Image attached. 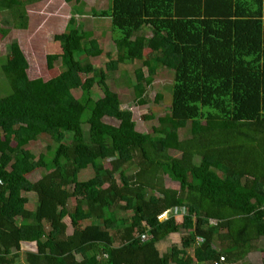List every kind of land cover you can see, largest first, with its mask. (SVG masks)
Returning <instances> with one entry per match:
<instances>
[{
    "label": "trees",
    "instance_id": "obj_1",
    "mask_svg": "<svg viewBox=\"0 0 264 264\" xmlns=\"http://www.w3.org/2000/svg\"><path fill=\"white\" fill-rule=\"evenodd\" d=\"M92 17L109 21L116 49L104 70L90 64L102 51L75 18L54 36L61 53L46 56L58 77L29 79L16 42L0 67V264H16L22 243L36 248L23 253L27 264L243 262L264 238V0H110ZM135 63L140 106L158 71L172 73L170 106L148 134L106 85ZM41 135L55 143L50 162L27 149ZM34 170L41 177L31 182ZM23 193L36 194L34 209ZM174 208L180 223L171 212L159 220ZM66 217L89 223L67 234ZM180 231L179 247L161 255L156 244Z\"/></svg>",
    "mask_w": 264,
    "mask_h": 264
},
{
    "label": "rangeland",
    "instance_id": "obj_2",
    "mask_svg": "<svg viewBox=\"0 0 264 264\" xmlns=\"http://www.w3.org/2000/svg\"><path fill=\"white\" fill-rule=\"evenodd\" d=\"M79 1L82 5L75 2V0H10L9 10L0 11V67L5 63L6 55L9 52V45L12 42H16L28 62L26 74L29 79L39 78L47 81L58 77L60 74L59 62L55 61L54 66L50 69L47 65L46 56L61 53L60 45L58 42H55L54 36L64 31L70 18H75L76 20H83V29L92 32L99 49L102 51L100 57L89 59L90 64L97 70H104L105 65L109 62V58H114L116 49L113 45L109 21L94 19L92 12L106 10L110 5V0ZM139 35L149 37L150 32L143 30ZM149 54L148 50L143 52L144 61L147 60ZM137 69L142 70L141 63L119 66L115 72L108 75L106 85L115 98L119 100L120 110L132 114V128L141 134H148L152 132V127L157 125L158 118L165 114L163 109L170 106L172 73L165 70L158 71L153 85L150 88H146L145 94L141 98L145 104L140 106L137 105L138 100L135 98L134 93L136 82L133 73ZM144 74L146 75L145 70ZM3 79L0 70V86H2ZM6 87L4 85V91L7 93ZM92 92L93 100H97L103 96L102 91L96 86H93ZM4 94L3 92L2 95ZM157 95L161 96L159 102H155ZM74 96L77 98L78 94H74ZM103 122L114 126L119 125L118 121L107 117L103 119ZM6 143L7 141L3 139L0 149H3ZM54 144L48 135H41L36 141L29 143L27 149L36 155V159L42 154L45 157V161L50 162L53 157L52 148ZM47 147L49 148L47 149ZM102 163L103 167H110L108 161H103ZM127 170L130 173L132 168L128 166ZM90 172L91 170L88 169L87 172L82 173L83 176H86L83 181H86L87 175ZM82 175L76 174L74 177L82 178ZM40 177V170H34L27 175V179L31 182H36ZM76 181H79V179L75 180V183ZM162 182L165 187L173 190H176L178 187L177 183L171 182L166 177L162 179ZM23 196L28 199V203L34 209L37 204L36 194L23 193ZM74 204V200L70 199L68 209L72 210ZM170 212L177 222L180 223V218L184 211L181 208H174ZM124 214L123 212L117 213L119 217H125L126 214ZM159 220L164 221L163 218ZM64 222L67 224V234H71L74 229L81 230L89 223L84 221L78 223L76 226H72L67 217L64 219ZM181 235H183V231L177 234H170L164 241L158 242L156 248L159 253L161 255L168 253L171 246L179 247ZM200 243L195 240V245H199ZM217 245L215 244L218 248ZM252 245V250L246 254L243 262L233 264H259L263 261L264 238H258L252 242ZM35 249L33 243H22L21 254L16 264H27L23 253L25 251H35ZM191 264L197 263L192 262Z\"/></svg>",
    "mask_w": 264,
    "mask_h": 264
},
{
    "label": "built area",
    "instance_id": "obj_3",
    "mask_svg": "<svg viewBox=\"0 0 264 264\" xmlns=\"http://www.w3.org/2000/svg\"><path fill=\"white\" fill-rule=\"evenodd\" d=\"M170 211L164 212L159 216V219L163 218V220H166L169 217ZM195 240L198 242H202V239L197 237ZM214 264H232V263H224L223 257H219L217 261L214 262Z\"/></svg>",
    "mask_w": 264,
    "mask_h": 264
}]
</instances>
